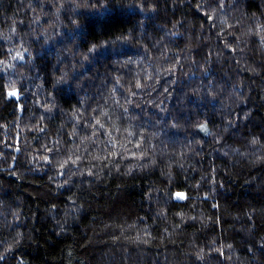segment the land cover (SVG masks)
<instances>
[{"label": "trees", "instance_id": "16d2710c", "mask_svg": "<svg viewBox=\"0 0 264 264\" xmlns=\"http://www.w3.org/2000/svg\"><path fill=\"white\" fill-rule=\"evenodd\" d=\"M0 256L264 264V0H0Z\"/></svg>", "mask_w": 264, "mask_h": 264}, {"label": "snow or ice", "instance_id": "6c2138e0", "mask_svg": "<svg viewBox=\"0 0 264 264\" xmlns=\"http://www.w3.org/2000/svg\"><path fill=\"white\" fill-rule=\"evenodd\" d=\"M10 94L14 95L15 93H10ZM97 124H99V121H97ZM176 197L178 199H184L185 198L184 193H180V192L176 193ZM2 259H3V257L0 256V260H2Z\"/></svg>", "mask_w": 264, "mask_h": 264}]
</instances>
